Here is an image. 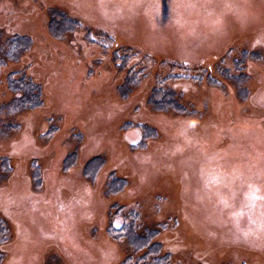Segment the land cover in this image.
<instances>
[{"label": "rangeland", "instance_id": "1", "mask_svg": "<svg viewBox=\"0 0 264 264\" xmlns=\"http://www.w3.org/2000/svg\"><path fill=\"white\" fill-rule=\"evenodd\" d=\"M18 37L0 264H264V0H0ZM131 220L146 247L111 233Z\"/></svg>", "mask_w": 264, "mask_h": 264}, {"label": "trees", "instance_id": "2", "mask_svg": "<svg viewBox=\"0 0 264 264\" xmlns=\"http://www.w3.org/2000/svg\"><path fill=\"white\" fill-rule=\"evenodd\" d=\"M9 49L6 51L0 49V64L4 63L5 59H11L14 60L17 58L18 53H21L22 51L26 50L29 45L30 41L26 38H13L9 41ZM9 87L11 90L15 92H19L20 95L12 100V103L10 102L9 105H11L12 110L26 108V109H34L41 104L40 99V88L33 83L29 82H13L9 81ZM156 105H158V108L160 109H174V110H180L181 106L177 102L175 98V94L171 92H166L162 99L157 100ZM160 106V107H159ZM134 221H128L125 222L122 226L116 228V227H110L111 233L115 236L119 237H125L130 240L131 244L135 246L136 249H139L141 247H146L147 244H149L150 238L147 236L145 239H140L139 235H136L134 233ZM5 230L1 226L0 223V242L3 240ZM149 252L154 254L153 247H149ZM142 258L138 260V262H141ZM136 264V263H135ZM151 264H167V257H156Z\"/></svg>", "mask_w": 264, "mask_h": 264}]
</instances>
